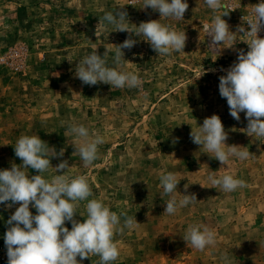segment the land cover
<instances>
[{"label": "rangeland", "instance_id": "rangeland-1", "mask_svg": "<svg viewBox=\"0 0 264 264\" xmlns=\"http://www.w3.org/2000/svg\"><path fill=\"white\" fill-rule=\"evenodd\" d=\"M187 2L184 20L161 19L186 32L184 52L161 57L149 43L133 36L138 43L124 49L123 70L137 73L141 87L112 90L103 83L84 85L75 77L79 59L95 50L102 56L105 48L111 49L108 66H114L111 44H121L129 36L109 26L107 39L97 40L99 17L124 6L129 21L138 26L159 20L158 12L141 9L143 0H0V170L22 163L14 152L22 135H39L57 151L64 148V156L53 158L52 166L68 160L72 166L68 174L89 177L93 190L89 199H102L110 210L126 211L139 223L115 236L120 256L114 264H225L224 254L228 264H264V141L243 132L245 114L240 113V121L232 118L226 99L219 94V77L237 60V52L225 48L219 53L209 47L203 26L212 24L214 13L203 0ZM224 2L239 7L223 17L235 31L259 0ZM245 39L238 36L235 49L247 52ZM203 70L207 74L200 77ZM213 114L220 116L228 132L226 143L248 147L252 159L232 158L221 167L192 142V128ZM71 118L105 139L99 159L89 168L73 153V138L64 135L61 122ZM165 171L181 180V194H186L184 185L189 184L187 193H195L198 200L173 216L164 214L167 197L162 200L159 195V175ZM210 171L233 174L245 180L247 187L231 193L211 188ZM55 174L50 168L44 177L51 179ZM84 203L77 213L86 216ZM18 206L0 205L4 252L6 221ZM30 210L36 214L31 206ZM195 223L215 231V246L204 251L187 246L183 235ZM65 226L71 230L70 222ZM98 261L93 256L83 264Z\"/></svg>", "mask_w": 264, "mask_h": 264}, {"label": "clouds", "instance_id": "clouds-1", "mask_svg": "<svg viewBox=\"0 0 264 264\" xmlns=\"http://www.w3.org/2000/svg\"><path fill=\"white\" fill-rule=\"evenodd\" d=\"M203 2L214 13L212 24L203 26L210 37L209 47L219 53L225 48L237 52V60L224 70L225 75L219 77V94L226 99L232 118L240 121V113L245 114L247 126L243 132L254 140L264 141V37L259 35L264 32V0L251 6L235 31L223 17L239 7L230 6L224 0ZM149 8L158 12L160 19L141 22L138 26L129 21L124 6L100 16L94 33L97 40L107 39L110 32L107 36L105 32L109 26L114 28L113 31L127 32L129 36L121 44H111L115 46L112 54L114 66H108L111 49L105 48L102 56L95 50L79 59L75 77L84 85L103 83L110 85L112 90L141 87L142 81L137 73L123 70L127 61L124 49L131 50L138 43L133 36L149 43L161 57L184 52L188 39L186 32L161 23V19L184 20L189 8L187 0H143L141 9ZM222 8L224 11L221 14H215ZM238 36L247 37L242 40L248 46L247 52L235 49ZM205 74L207 72L203 70L200 77ZM61 124L66 129L65 137L73 138V153L79 155L85 168L93 166L99 159V146L105 143L103 135L92 132L84 124L76 122L75 118ZM190 138L210 158L218 160L221 167L227 166L232 158L241 162L253 158L248 147L226 143L229 135L217 114L204 118L202 125L192 128ZM14 152L22 163L13 162L10 169L0 170V205L6 209L19 205L6 221L8 227L4 244L7 264H83L85 259L93 256L99 257L98 264H114L120 256L115 236L123 234L125 229H135L139 224L136 217L126 211L117 213L110 210L102 199H89L93 196L89 177L68 174L72 167L68 160L62 159L53 167L52 159L62 158L64 148L57 151L39 135H22L16 141ZM50 168L55 169L56 174L47 179L44 173ZM28 169L38 174L30 175ZM180 181L170 171L159 175L162 188L159 195L162 200L167 197L164 201L166 215L173 216L198 201L195 193H187L189 184L184 185L186 194L178 191ZM207 181L211 188L224 193L247 187L245 180L233 174L217 175V171H210ZM81 202H85L86 216L77 213ZM77 214L83 217L82 221L76 218ZM66 222L71 223V230L65 226ZM183 240L189 248L199 251L217 243L215 231L203 223L189 225ZM221 260L228 264L227 254L222 255Z\"/></svg>", "mask_w": 264, "mask_h": 264}, {"label": "built area", "instance_id": "built-area-1", "mask_svg": "<svg viewBox=\"0 0 264 264\" xmlns=\"http://www.w3.org/2000/svg\"><path fill=\"white\" fill-rule=\"evenodd\" d=\"M245 27H247V26L245 25ZM259 35L261 37H264V32H261ZM0 264H7V255H6V252H4L1 249H0Z\"/></svg>", "mask_w": 264, "mask_h": 264}]
</instances>
